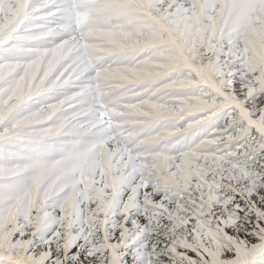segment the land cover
<instances>
[{
  "label": "rangeland",
  "instance_id": "rangeland-1",
  "mask_svg": "<svg viewBox=\"0 0 264 264\" xmlns=\"http://www.w3.org/2000/svg\"><path fill=\"white\" fill-rule=\"evenodd\" d=\"M234 1L0 0V264H264V0Z\"/></svg>",
  "mask_w": 264,
  "mask_h": 264
},
{
  "label": "bare ground",
  "instance_id": "bare-ground-1",
  "mask_svg": "<svg viewBox=\"0 0 264 264\" xmlns=\"http://www.w3.org/2000/svg\"><path fill=\"white\" fill-rule=\"evenodd\" d=\"M261 1V0H260ZM263 3V2H262ZM234 8H232V10H230L231 12H233L234 14H237L238 16L241 17V15L245 14L248 15L251 11V6L250 7V4L249 3H241L240 1H234V3L232 4ZM255 6V5H254ZM258 6V5H257ZM260 6V5H259ZM261 9V8H260ZM259 11V10H258ZM262 11V10H261ZM257 13V11H256ZM262 13V12H261ZM250 15V14H249Z\"/></svg>",
  "mask_w": 264,
  "mask_h": 264
}]
</instances>
